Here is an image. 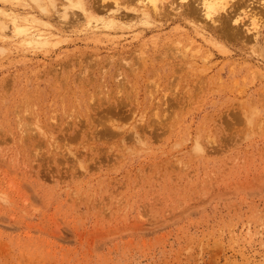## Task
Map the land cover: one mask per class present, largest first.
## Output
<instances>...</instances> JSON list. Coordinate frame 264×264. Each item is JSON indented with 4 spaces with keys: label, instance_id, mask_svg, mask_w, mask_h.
I'll return each instance as SVG.
<instances>
[{
    "label": "rangeland",
    "instance_id": "1",
    "mask_svg": "<svg viewBox=\"0 0 264 264\" xmlns=\"http://www.w3.org/2000/svg\"><path fill=\"white\" fill-rule=\"evenodd\" d=\"M16 1L35 19L0 28V264H264V26L228 9L247 35L225 46L201 0Z\"/></svg>",
    "mask_w": 264,
    "mask_h": 264
},
{
    "label": "bare ground",
    "instance_id": "2",
    "mask_svg": "<svg viewBox=\"0 0 264 264\" xmlns=\"http://www.w3.org/2000/svg\"><path fill=\"white\" fill-rule=\"evenodd\" d=\"M18 1V0H17ZM16 1V2H17ZM32 1V0H31ZM34 2H39V3H37V4H41L40 3V1H43L44 2V0H33ZM32 1V2H33ZM70 1V0H69ZM144 1V0H143ZM161 1L162 0H145L144 1V5H145V7H148V8H150L149 10L151 11V12H154L153 14H155V13H157L158 14V12L159 11H161V7L159 8V6H160V3H161ZM164 1V0H163ZM181 1H183V0H181ZM186 1V0H185ZM184 1V2H185ZM202 1V7H203V11H204V13H203V17L202 18H204V20L206 19V20H208L209 22H211V25H212V27L214 28V30H215V35H217V37L218 38H224V39H226V41L225 40H223V39H219V40H223V41H225V44H223V45H225L226 46V42H227V40H228V42L229 41H231L232 43H236V42H239V40H241L242 39V37H244V35H247L248 34V36H249V33H251V35L250 36H252L251 38H254V40H256V38L258 37V35L260 34V32L262 31V28H263V26H264V17H258L259 16V13H257V9H256V7H257V0H255V1H246V0H242L241 2H240V4H242V5H244V8H242L243 9V11H242V9H241V13H239L238 12V10L237 9H235L234 7H236V8H238L239 6H237L236 5V3L238 2V0H201ZM260 1V0H259ZM14 2V1H13ZM23 2V1H22ZM42 2V4L43 5H41V6H38L39 8V11H40V13L42 14L43 12H45L46 13V15H47V9L45 8V7H43L44 6V4L47 2V4L48 5H50L51 6V8L53 7L54 8V6H55V1H53V0H46V2H44L43 3ZM65 2H67V0L65 1ZM140 2H141V0H140ZM25 3H27V2H25ZM146 3V4H145ZM71 4H73V3H71ZM11 5H13V4H11ZM14 5H16V4H14ZM81 8H82V4L81 3H79L78 4ZM184 5V4H183ZM261 5H264V0H263V3L260 1L259 2V6L261 7ZM48 7V6H47ZM68 7H70V6H66V9L68 8ZM197 7H199L198 5H197ZM24 8H25V6H24ZM52 8V9H53ZM57 8V7H56ZM76 8H78V7H76ZM143 8V7H142ZM187 8V7H186ZM255 8V9H254ZM37 9V8H36ZM80 9V8H79ZM144 9V8H143ZM174 9V8H173ZM228 9H231V10H229V11H231V13L229 12V14L231 15L228 19H229V21H230V23L232 24L233 23V26L232 27H234L235 26V28H237L236 26H238V28L237 29H239L240 30V28H239V26L242 24L243 26H244V31L247 33V34H244L243 33V36L241 37H239V31L237 30V29H235V28H230V29H228V25L229 24H227V22L229 23V21H226L227 20V18H226V23L224 22V18H223V13H227V10ZM259 9V8H258ZM68 10V9H67ZM146 10V9H145ZM65 11V10H64ZM175 11V10H174ZM235 11H237L238 12V14L235 12ZM232 12H235V14H233L232 15ZM262 12V11H261ZM15 13H17V12H15ZM15 13H11L10 12V14L9 13H7V12H3V11H1V9H0V15H2V19H3V21H0V28H2L1 26L3 25L4 26V24H5V27L8 25V23L9 24H11V26H13V29L19 34H21V33H23V31H24V27H26V25H24V27H22V25L24 24V21L25 22H30L32 19L31 18H33L34 16L33 15H29V14H24V13H21V14H15ZM59 13V12H58ZM64 13H66V12H64ZM48 14H49V12H48ZM63 14V13H62ZM61 14V15H62ZM228 14V13H227ZM68 15V14H67ZM260 15H261V13H260ZM263 15V14H262ZM30 16V17H29ZM33 16V17H32ZM50 16V15H49ZM196 16V15H195ZM227 16V15H226ZM66 17V14H64L63 15V18H65ZM34 19H35V17L33 18V21H34ZM245 19H248V20H246V22L247 21H249V23H246L245 22ZM37 18H36V21L34 22V24L35 23H37ZM203 20V21H204ZM20 21H22V22H20ZM33 21H31L32 23H33ZM207 21V22H208ZM4 22V23H3ZM205 22V21H204ZM204 22H203V24H204ZM207 22H205V24L207 23ZM200 24H202L201 22H200ZM197 25L196 27H195V30L199 33V35L200 36H205V34H203L204 33V31H206V27L203 25ZM226 24V26H224ZM32 25V24H31ZM196 25V24H195ZM208 25V24H207ZM241 25V26H242ZM11 26H10V28H11ZM108 26L109 27H113V28H115V27H117V23H115L114 21H112L111 22V24H108ZM209 27H210V25H208ZM231 26V25H230ZM9 27V26H8ZM7 27V28H8ZM35 26H33L32 28H34ZM49 27V26H48ZM53 27V26H52ZM9 28V29H10ZM30 28H31V26H30ZM243 28V27H242ZM4 29H6V28H4ZM55 29V28H54ZM207 29H208V27H207ZM1 30V29H0ZM7 30V29H6ZM39 30V29H38ZM194 30V31H195ZM209 30V29H208ZM211 30V29H210ZM213 30V29H212ZM12 31V30H11ZM241 31H243V30H241ZM6 32V31H5ZM10 32V31H9ZM25 32H26V30H25ZM35 32V31H34ZM48 33H49V31H48ZM242 34V33H241ZM51 36H52V34H51ZM250 36H249V38H250ZM6 37V36H5ZM31 37V36H30ZM47 37V35L44 33H37V34H34V36L32 37V39H31V41L32 42H39V41H41L43 38H46ZM203 38V37H202ZM211 39H212V37H211ZM214 39V38H213ZM217 39V38H216ZM244 39H246V37L244 38ZM248 39V38H247ZM1 40V39H0ZM50 40V39H49ZM215 40V39H214ZM218 40V39H217ZM248 40H250V39H248ZM43 41V40H42ZM208 41V40H207ZM252 41V40H251ZM242 42H244L245 43V40H242ZM241 42V43H242ZM247 42H249V41H246V43ZM209 43H210V41H209ZM223 43V42H222ZM254 43V42H253ZM211 44H213V43H211ZM215 45H217L218 43H214ZM230 44V43H229ZM248 44V43H247ZM247 44H245L246 46H247ZM220 45H222V44H218L217 45V47H219ZM231 45V44H230ZM244 45V44H243ZM214 46V45H213ZM234 46V45H233ZM230 47V46H229ZM238 47V46H237ZM228 47H226L225 49H227ZM231 48V47H230ZM244 48V47H243ZM245 48H247V47H245ZM222 49H224V48H222ZM232 49V48H231ZM242 49V48H241ZM257 49V48H256ZM1 50H3V48L2 49H0V51ZM5 50V49H4ZM237 50H240V49H237ZM246 50V49H245ZM248 50V49H247ZM6 51V50H5ZM228 51V50H227ZM249 51V50H248ZM251 51V50H250ZM3 52V51H2ZM144 52V51H143ZM222 53H225V52H223V51H221ZM229 52V51H228ZM244 52V51H243ZM247 52V51H246ZM252 52L254 53V51L252 50ZM262 52H264L263 50H262ZM261 52V53H262ZM1 53V52H0ZM227 53V52H226ZM143 54H145V53H143ZM142 54V55H143ZM214 54V53H213ZM229 54V53H228ZM239 54V53H238ZM256 54V53H255ZM1 55V54H0ZM140 55H141V52H140ZM227 55V54H226ZM242 55V54H241ZM246 55V54H245ZM256 55H258V54H256ZM249 56V55H248ZM260 56V55H259ZM144 57H145V55H144ZM144 57L142 56L141 58L142 59H144ZM211 57V56H210ZM163 58V57H162ZM165 58V57H164ZM247 58V57H246ZM246 58H245V60H246ZM263 58V57H262ZM1 59V58H0ZM141 59V60H142ZM145 59H146V57H145ZM248 59V58H247ZM140 60V63L141 62H143L144 64L146 63V62H144L143 60L141 61ZM241 60H243V59H241ZM241 60H239V61H241ZM255 60V59H254ZM258 60V59H257ZM95 61V60H94ZM264 61V60H263ZM138 62V61H137ZM243 63L245 62V61H242ZM234 63H236V62H234ZM239 63V62H238ZM241 63V62H240ZM248 62H246V64H247ZM261 63V62H260ZM139 64V63H138ZM147 64V63H146ZM245 64V65H246ZM92 65V64H91ZM150 65V64H149ZM234 66H235V64H233ZM245 65H243V66H245ZM248 65V64H247ZM264 65V64H263ZM148 66V65H147ZM242 66V67H243ZM87 66H85V69H87L86 68ZM140 67H141V65H140ZM239 67H241V66H239ZM255 67V66H254ZM262 67V66H261ZM261 67H259V68H261ZM149 68V67H148ZM236 68V67H235ZM143 69V68H142ZM232 69V68H231ZM250 70V69H249ZM257 70H259V69H257ZM257 70L255 71V70H251V74L253 73V75H251V76H253V79H248V80H251L252 81V83H253V81L255 82V80L254 79H257V78H259V81H263V79H262V77H263V75L262 74H259L261 71H259V73L257 72ZM82 71V70H81ZM85 71H87V70H85ZM232 71H233V69H232ZM234 71H236V70H234ZM238 71H240V70H238ZM262 71H263V69H262ZM148 72V71H147ZM231 72V71H230ZM206 73V72H205ZM258 73V74H257ZM261 73H263V72H261ZM240 76V75H239ZM244 77V76H243ZM246 77H248V76H245V78ZM250 77V76H249ZM80 78V77H79ZM245 78H243L244 80H242L243 82L242 83H244L245 82ZM82 79V78H81ZM93 79V78H92ZM220 80V79H219ZM239 80H240V78H239ZM248 80H246V81H248ZM65 81V80H64ZM234 81H236L237 82V80H234ZM235 82V83H236ZM249 82V81H248ZM90 83V82H89ZM250 83V82H249ZM261 83V82H260ZM234 84V83H233ZM238 83H236V85H237ZM245 84V83H244ZM253 85V84H252ZM88 86V85H87ZM261 86V85H260ZM237 87H239V85H237ZM244 89H245V86L243 87ZM246 88H248V87H246ZM255 88V87H254ZM257 88V87H256ZM263 89H264V87H263ZM234 90V89H233ZM237 91H239V90H237ZM240 91H242L241 89H240ZM261 91V90H260ZM256 92V91H255ZM258 92V91H257ZM231 93H233V92H231ZM239 93H241L242 95H244L243 94V92H239ZM239 93H238V95H239ZM253 93V92H252ZM247 94V93H246ZM263 94V93H262ZM259 95H261V94H259ZM3 96V95H2ZM264 96V95H263ZM249 97V96H248ZM253 98V97H252ZM261 100L262 98H258V100ZM264 99V98H263ZM245 100V99H244ZM250 101H251V99H249ZM253 100V99H252ZM124 101V100H123ZM254 102V101H253ZM252 102V103H253ZM122 103V102H121ZM257 103V102H256ZM254 104H255V102L253 103V105H249L251 108L254 106ZM264 104V103H263ZM241 105V104H240ZM257 105V104H256ZM259 105V104H258ZM257 105V106H258ZM262 105V104H261ZM243 106V105H242ZM263 107H264V105H262ZM261 106V107H262ZM242 108H244L243 110L245 111V110H247L248 108H245V106L244 107H242ZM242 108H240L241 110H242ZM251 108H249V113L250 112H252V111H254L253 109L255 108V106L251 109ZM237 109V108H236ZM235 109V110H236ZM252 111H251V110ZM257 108H255V110H256ZM239 110V109H238ZM246 112V111H245ZM259 112H260V110H259ZM246 113H248V112H246ZM236 114V113H235ZM234 115V114H233ZM242 116V115H241ZM244 116V115H243ZM253 116H256V115H253ZM232 117V116H231ZM257 117H258V115H257ZM78 118V117H77ZM76 118V119H77ZM90 118V117H89ZM242 118V117H241ZM240 118V119H241ZM227 119V118H226ZM244 119V118H243ZM245 119H248V121H246V122H250V123H248V124H246V125H249L248 127H250V125H252V121H253V117H251V115H248V117L247 118H245ZM79 120V119H78ZM86 120V119H85ZM236 121H237V119H236ZM235 123H237V122H235ZM234 123V124H235ZM23 124V123H22ZM164 124H165V122H164ZM244 124V125H245ZM236 125V124H235ZM238 125V124H237ZM19 126H20V124H19ZM33 126V125H32ZM232 126H234V125H232ZM22 127H24V126H22ZM28 127V126H27ZM168 127H169V125H168ZM239 127H240V125H239ZM247 126H246V128H248ZM170 128V127H169ZM252 128V127H251ZM258 128H259V125H258ZM173 129V128H172ZM171 129V130H172ZM169 130V129H168ZM163 131V130H162ZM80 133H81V131H79ZM169 132V131H168ZM242 132V131H241ZM27 134V133H26ZM136 134V133H135ZM154 134V133H153ZM46 136V135H45ZM79 137V136H78ZM77 137V138H78ZM124 137V136H123ZM158 137V136H157ZM74 138V137H73ZM72 138V139H73ZM82 138V137H81ZM127 138V137H126ZM138 138V137H137ZM141 138V137H140ZM139 138V139H140ZM153 138H155V137H153ZM208 138H210V137H208ZM143 140V139H142ZM141 140V141H142ZM210 140V139H209ZM214 140V139H213ZM136 142V141H135ZM143 142V141H142ZM57 144V143H56ZM224 144V143H223ZM216 146H217V144H216ZM68 148V147H67ZM197 148V147H196ZM199 148V147H198ZM197 148V149H198ZM202 149V148H201ZM196 150V149H195ZM203 150V149H202ZM198 151V150H197ZM202 153V152H201ZM195 155V154H194Z\"/></svg>",
    "mask_w": 264,
    "mask_h": 264
}]
</instances>
